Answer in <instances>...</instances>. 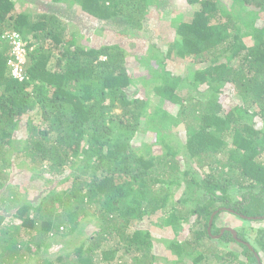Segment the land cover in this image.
<instances>
[{
  "label": "trees",
  "instance_id": "16d2710c",
  "mask_svg": "<svg viewBox=\"0 0 264 264\" xmlns=\"http://www.w3.org/2000/svg\"><path fill=\"white\" fill-rule=\"evenodd\" d=\"M16 1L0 0V159L15 166L9 157L20 153L37 174L31 179L42 177L55 186L40 200H29L19 184L0 172V264L31 262L89 216L96 217L98 227L90 245L40 263H112L118 258L128 264L123 257L135 253L145 263L154 248L153 233L133 229L132 219L169 205L173 209L165 225L179 233L188 219L195 227L192 240L172 246L177 251L194 262L211 256L223 263L258 264L256 253L264 255V226L253 250L244 242V227L238 238L229 229L214 236L223 229L217 220L228 214L245 224L249 217L264 221V0H185L195 10L189 21L182 15L173 19L171 46L150 45L148 58L137 53L132 63L119 44H96L90 36L93 26L75 31L69 23L81 24L84 14L113 22L135 12L141 17L135 25L143 27L142 19L152 7L160 8V0H44L48 7L34 13L35 21L31 13L16 10ZM61 12L68 22L61 20ZM14 34L26 49L23 81L12 73ZM47 39L53 44L49 50L34 47ZM54 49L52 67L48 62ZM171 60L195 65V70L183 76L168 68ZM131 85L142 94L131 92ZM184 86L188 96L181 92ZM204 88L210 92L205 102L199 96L205 95ZM37 108L39 122L31 115ZM27 116V137L18 140L15 135ZM179 123L186 135L177 142H184L186 154L204 170L200 198L190 208L185 205L191 198L185 196L193 187L180 160L183 150L171 144V129ZM20 143L24 146L18 148ZM233 184L243 191L238 201L231 195ZM6 213L13 221L4 224ZM230 242L242 249L219 250L220 243Z\"/></svg>",
  "mask_w": 264,
  "mask_h": 264
},
{
  "label": "rangeland",
  "instance_id": "374dc122",
  "mask_svg": "<svg viewBox=\"0 0 264 264\" xmlns=\"http://www.w3.org/2000/svg\"><path fill=\"white\" fill-rule=\"evenodd\" d=\"M16 10L18 12H24V13H31L33 15V19L38 20V15L34 13H39L43 9V7L47 9L48 6H46L44 0H17L16 1ZM33 2V4L29 3ZM44 2V3H43ZM37 3V4H36ZM48 4V3H47ZM160 8L152 7L150 9V12L147 16V18L142 19V25L143 27H138L135 24H138L141 17L138 13L134 12V15L131 17H128L127 13H125V17L123 19H116L113 22H107V21H98L94 19L88 18L85 14L80 15L82 18L81 24L76 22L75 23H69L70 26L68 28L70 30H77L83 29L84 27H81L82 25L85 26H93L94 32L92 31L91 37L94 39L96 44H104V43H115L119 44L120 46L124 47L126 50V56L129 63L133 62V55L137 54L141 58L142 56H146L149 54V47L150 45H155L156 47H159L163 50H166L168 47L171 46L174 40L175 36V30L172 26V21L174 18L178 17L179 15L183 16V20L189 21L193 16V11L195 10V7L190 6L185 0H160ZM227 4V3H226ZM69 11H72V9H68ZM61 20L69 21L68 17L65 13H62L59 15ZM64 17V18H63ZM127 20L132 22H127ZM43 34V32H41ZM128 35V36H126ZM32 36V35H31ZM43 39V36H41V40ZM34 40V37L33 39ZM34 42V41H33ZM92 42V41H91ZM90 42V43H91ZM44 45L45 50H49V48L52 47V42L50 39H47L46 41L42 42L40 40L36 41L34 44V47L42 46ZM54 57L50 60V63L48 62V65L54 66L56 62V55L57 50L54 49ZM168 62V68L174 70L175 72H178L179 74L186 76L192 74V72L195 70V65L181 63L177 65L178 63H175L174 60L167 61ZM152 66L157 67L156 60H151ZM141 75V74H140ZM139 76V75H138ZM145 77H150V73L147 72ZM205 95L201 96L203 102H205V99H207L208 95L210 94L209 91H206V88H204ZM131 92H134L138 90L137 93L142 94V90L138 85H131L129 88ZM3 90H0V93ZM183 95L188 96V87H183ZM150 93V92H149ZM231 98L238 102L239 97L237 96V93L235 90H231ZM153 94V92H152ZM153 99L155 100V103L157 101V97L153 96ZM31 115L33 116V120L36 122H39V109H35ZM29 116H27L23 121L20 122V129L16 133V138L22 139L27 137L26 133V122L28 120ZM260 123L261 119H259ZM144 129H147L146 127ZM148 130V129H147ZM173 134L175 135L174 141L171 140V144L178 146L181 148L182 155L180 156V160L183 161V167L186 168V180H189L193 188H188L186 190V198H191L189 202H187V205H185L186 208H190L193 206L192 204H195L197 200L200 198L201 189L198 186V183L202 180V171L201 168H199L196 165V161H194L193 157L190 154H186V150L183 148L184 142H177L178 139L181 140V138L185 139V129L183 125L176 124L171 129ZM148 132V131H147ZM24 143H20L19 147H23ZM158 149L161 150V148L158 147ZM14 155V154H13ZM12 159L15 163L14 165H6L4 160L0 159V172H4V174H8L11 179V183H16L20 185V192L22 193L23 197L36 201L37 199H41V196L45 194L48 190L52 188V186H55L51 184L50 182L45 181V178H40L42 180H38V178L31 179L32 176H35L37 174H34L28 169V166H26L25 163H23V158L21 157L20 153L15 154L13 157H9V159ZM261 160L264 161V155L261 157ZM27 163V162H26ZM45 181V182H44ZM41 182V183H40ZM183 182V181H182ZM186 184V183H185ZM185 184L182 185L181 190H185ZM57 185V184H56ZM58 186V185H57ZM172 190H174L175 185H169ZM176 190V189H175ZM174 190V192H175ZM243 194V191L238 188L237 185L233 184L231 186V195L234 200L238 201L240 200V195ZM178 209L184 208V206H177ZM7 209V208H6ZM173 207L171 205L164 208V211H159L155 215L147 216L144 219H139L134 217L132 219L133 225L131 227L133 229L140 228V227H146L149 228L150 231L153 233V240H154V248L152 253L149 255L151 256L150 259H147L145 263L141 261V255L138 253H135L133 256L129 257H123L126 263L128 264H179L178 261H183L185 264H235V263H223L218 262L216 257H209L208 259L202 258L199 262H194L192 256H188L185 254V252L177 251L172 246L176 242H183L185 239L192 240L193 235L192 232L195 230V227L190 226L191 222L187 219L186 221H183V225L179 231V233H176L174 229L170 225H165L163 223V220L169 216V214L172 212ZM35 212L34 210H32ZM32 212V213H33ZM11 213V211H10ZM7 217L4 220V224L8 223L10 220L13 221V218H11L9 213H6ZM214 214V213H213ZM250 222H247L246 224L242 221L238 220V218L227 215V217H223L221 219L217 220V225L222 226L223 228L228 226L227 228H231L232 226L234 230L240 231L243 230L246 234V237L248 238L247 242L251 244V246L254 247L255 242L254 239L257 235L258 229L262 226H264V221L261 219H255L252 220L249 219ZM227 224V225H225ZM230 224V225H229ZM97 220L96 217L89 216L84 221H82L80 227L78 230L73 232L70 235L65 236L64 238H57L56 241H51L48 247L44 248L40 251L39 255H36L34 259L26 263L25 261L22 264H41V261H44L45 259L49 258L52 260H55L58 256H60L63 253H73L75 252V249H77L79 246H88L90 245V237L93 233H95L96 230H98ZM96 229V230H95ZM132 229V230H133ZM223 230V229H222ZM39 233V232H38ZM177 234V235H176ZM222 233L215 235L214 237H220ZM110 244L116 243L113 239L107 238ZM107 241V242H108ZM108 242V243H109ZM207 244H210V241H208ZM212 245V244H210ZM3 244L0 243V251L2 249ZM120 248V247H118ZM227 250H238L240 251L242 248L235 244L234 242H230L228 244L220 243L219 250L220 251H226ZM191 250V249H189ZM123 250L120 248L119 255L121 254ZM118 255V256H119ZM260 256V255H259ZM261 257V256H260ZM262 264H264V255L262 254ZM128 260V261H127ZM178 262V263H176ZM182 262V264H184ZM124 261L118 258H116L112 263L108 262H101V260L95 261V264H123ZM20 264V263H16Z\"/></svg>",
  "mask_w": 264,
  "mask_h": 264
},
{
  "label": "built area",
  "instance_id": "2783aa9c",
  "mask_svg": "<svg viewBox=\"0 0 264 264\" xmlns=\"http://www.w3.org/2000/svg\"><path fill=\"white\" fill-rule=\"evenodd\" d=\"M14 45L16 59L11 61L12 73L20 81H23L25 78V63L26 60V49L23 45V42L18 38V35L14 34Z\"/></svg>",
  "mask_w": 264,
  "mask_h": 264
},
{
  "label": "water",
  "instance_id": "95a60500",
  "mask_svg": "<svg viewBox=\"0 0 264 264\" xmlns=\"http://www.w3.org/2000/svg\"><path fill=\"white\" fill-rule=\"evenodd\" d=\"M217 212H215L212 216H211V219H210V227H209V231H211V226H212V223H213V219H214V216ZM253 219L254 217H249V219ZM258 219H261V217H258ZM226 229H229L235 238H238V235H237V231L234 230L233 228H223L222 232L223 233ZM241 241V239H240ZM245 242V241H244ZM252 250H253V247L251 246V244H249L248 242H245ZM256 256H257V260L259 262V264H262V261H261V257L256 253Z\"/></svg>",
  "mask_w": 264,
  "mask_h": 264
},
{
  "label": "flooded vegetation",
  "instance_id": "af4514ba",
  "mask_svg": "<svg viewBox=\"0 0 264 264\" xmlns=\"http://www.w3.org/2000/svg\"><path fill=\"white\" fill-rule=\"evenodd\" d=\"M237 214V213H236ZM227 228V227H226ZM246 242V241H245ZM259 264V263H258Z\"/></svg>",
  "mask_w": 264,
  "mask_h": 264
}]
</instances>
